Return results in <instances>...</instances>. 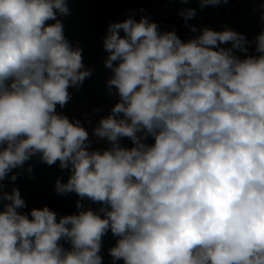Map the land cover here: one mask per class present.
I'll return each mask as SVG.
<instances>
[{"label": "clouds", "instance_id": "1", "mask_svg": "<svg viewBox=\"0 0 264 264\" xmlns=\"http://www.w3.org/2000/svg\"><path fill=\"white\" fill-rule=\"evenodd\" d=\"M57 14H71L66 0H0V181L38 155L70 170L57 193L100 207L78 201L58 221L47 206L22 214L19 189L0 183V264H103L109 231L112 264H264V30L250 42L205 27L183 41L147 16L110 23L106 87L119 99L92 129L109 142L101 151L57 111L92 74ZM178 14L187 22L196 9Z\"/></svg>", "mask_w": 264, "mask_h": 264}, {"label": "rangeland", "instance_id": "2", "mask_svg": "<svg viewBox=\"0 0 264 264\" xmlns=\"http://www.w3.org/2000/svg\"><path fill=\"white\" fill-rule=\"evenodd\" d=\"M70 9V15L57 14L63 24L64 35L73 45L82 49V61L86 69H91L92 74L86 78L83 84L76 88H69L71 100L63 107L57 106V111L66 115L70 121L78 119L89 132L90 150H104L110 145L106 139H99L92 129L98 124L101 117L107 116L112 106L118 101V95H108L106 82L112 76V71L105 67L104 61L108 53L103 47V38L107 33L108 25L112 22L123 21L130 15L137 21L141 16H147L150 21L156 22L161 32L175 30L183 41L199 35V31L205 27L213 30H223L231 27L238 33L245 35L248 41H254L256 36L264 30L261 22V8L264 0H228L217 6L200 7L199 0H66ZM185 8L196 9V16L187 22L178 14ZM55 21H48V24ZM195 26L197 32L193 33L191 27ZM121 35L123 32L121 31ZM230 47V44L221 45ZM249 55H259L255 51V45H247ZM243 58L246 54L236 52ZM117 62H114L116 64ZM115 91V89H113ZM154 141L149 138L147 143ZM123 147L131 148L132 142L128 138L120 141ZM39 158L38 155L35 156ZM17 174L15 181L11 175ZM69 169H61L59 161L49 166L43 163L34 173L25 172L23 168L13 169L8 178L0 183L5 185L3 191L11 193L13 188H19L25 204L28 200L39 197L40 192L56 195L57 180L66 183L70 176ZM69 204L77 208L80 201L84 208L94 211L100 207L99 203H93L89 199L81 200L75 192L65 193ZM9 201L0 200V211ZM22 214H27L25 208L18 209ZM29 219L30 216H29ZM116 237L109 231L102 238L100 255L103 264H112V258L108 250L116 243ZM116 264H124L119 260Z\"/></svg>", "mask_w": 264, "mask_h": 264}, {"label": "trees", "instance_id": "3", "mask_svg": "<svg viewBox=\"0 0 264 264\" xmlns=\"http://www.w3.org/2000/svg\"><path fill=\"white\" fill-rule=\"evenodd\" d=\"M43 163L45 162H43L40 158L33 156L25 162L22 168L25 170V172L34 173ZM29 167H31V172L28 171ZM45 206L57 214V221L61 216L77 214L79 211L74 205L69 204L67 194L51 195L45 192H40L39 197L28 200L24 208L27 211V214H29L33 208L40 209ZM59 243L65 249L71 248V244L67 240L62 239Z\"/></svg>", "mask_w": 264, "mask_h": 264}]
</instances>
